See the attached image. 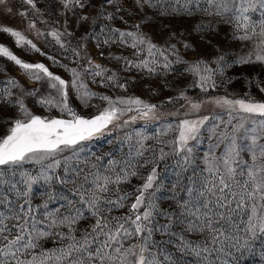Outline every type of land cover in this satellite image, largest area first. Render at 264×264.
<instances>
[{
	"label": "snow or ice",
	"instance_id": "1",
	"mask_svg": "<svg viewBox=\"0 0 264 264\" xmlns=\"http://www.w3.org/2000/svg\"><path fill=\"white\" fill-rule=\"evenodd\" d=\"M62 13H71L77 26L98 20L113 21L122 8L118 0H58ZM9 0H0V6L13 14ZM28 6L18 14L28 17L29 11L40 14L36 0H22ZM140 20L121 29L105 24L96 31L86 30L78 47L71 49L75 58L86 60L83 73L93 77V82L126 89L116 72L94 63L86 54L87 41L96 40V48L118 46L133 50V59L126 56H110L123 62V70L146 71L148 75L180 72L197 78L198 86L206 91L215 87L214 72H222L225 54L219 52L212 60L216 68L202 57L187 62L180 55V45L185 50L196 51L190 42L195 35L207 45L219 34V25L231 29L232 38L251 44L247 56L234 63L264 62V0H134ZM114 12L108 11V7ZM95 9V15L85 11ZM131 15V13H129ZM128 24L123 16L118 17ZM195 21L190 30L174 31L169 24L162 25V43L154 42L144 27L156 20ZM67 20L60 29H53L52 36L60 48H65L64 36H72L67 30ZM36 27L34 21L28 29ZM0 32L15 37L17 45H31V40L12 27H0ZM38 35L45 33L37 32ZM85 57H81V52ZM146 53V56L144 55ZM43 54V53H42ZM104 56V52H100ZM0 56L6 57L24 71L28 79L40 87L26 88L15 78L0 89V264H176L171 253L163 247L175 239L176 249L194 258L195 264H229L222 256L231 257L234 249L241 252L251 248L252 241L264 236V101L250 98H211L210 103L220 108L223 115L197 116L180 119L175 125L168 124L155 137L142 135L130 144L125 156L117 159L111 154L94 153L81 157L83 142L102 135L109 125L119 121L125 112L135 110L142 119L159 120L157 105L136 98H99L108 102L91 118L80 115L69 104V95L76 96L85 105L96 96L82 80L77 68H70L72 79L66 80L50 70L44 63H29L18 58L8 47L0 44ZM173 59H170L169 57ZM143 57V58H141ZM55 61L54 57H47ZM183 65V70L173 65ZM66 67V65H61ZM162 70V73H161ZM110 73V74H107ZM95 77H101L96 81ZM264 92V87H260ZM188 111L185 116L198 113L203 101H192L184 92L179 93ZM34 105L55 109L60 116H43L32 111L26 100ZM170 101L172 98H169ZM66 117V118H65ZM136 117L130 118L134 122ZM130 121H124L128 124ZM122 126V125H117ZM204 130L209 148L202 157L204 168L199 187H188L187 198L178 197L177 185L169 198L172 207L160 206L157 193L161 182L157 161L165 156L178 157L179 176L189 168L196 172L194 146L199 143ZM173 133L171 140L162 137ZM154 139L160 155L148 159L146 152H154L145 141ZM220 149L219 155L216 150ZM248 157V159H245ZM29 166H38L30 170ZM151 166L142 174L141 169ZM57 170H62L60 174ZM133 178L141 182L133 185ZM43 182L48 186L39 203L34 202V186ZM53 184L70 185V195H55ZM131 188V191L128 189ZM53 201H61L50 208ZM157 236L168 237L158 240ZM45 241H55V247H46ZM226 249H229L226 251Z\"/></svg>",
	"mask_w": 264,
	"mask_h": 264
},
{
	"label": "rangeland",
	"instance_id": "2",
	"mask_svg": "<svg viewBox=\"0 0 264 264\" xmlns=\"http://www.w3.org/2000/svg\"><path fill=\"white\" fill-rule=\"evenodd\" d=\"M37 7L40 9V14H33L29 11L28 17L19 16L18 12L25 10L28 6L22 3V0H9L8 6L13 8V14L7 13L2 6H0V27L8 26L15 30L21 31L25 37L36 44L40 52H36L31 48V45H17L15 37L10 36L7 33L0 32V44L8 47L13 54L18 58L29 63H44L50 68L51 71L60 75L66 80H71L72 73L68 71L70 68H77L82 74V80L88 85V89L95 92L97 95L92 97L89 101L90 106H85L75 94V90H72L69 95V104L76 112L86 118L102 111L105 107H108V102L101 100L99 97L106 95L111 97L114 101L117 97L136 98L139 97L143 101L149 104L157 105V114L160 117L156 119H142L138 112L134 110L131 112H125L119 121H115L112 125L104 131L102 135L93 138L91 141L83 142V150L80 152V156L87 157L91 154L96 156H104L105 161L109 158L108 155L119 159L125 156L129 149L130 144L124 142L126 135H132L133 142L138 139L136 133L139 132L142 135L155 137L157 132L163 129L168 124H177L180 119L188 118L194 119L197 116H214L223 115L224 119H227L226 114L218 108L215 104L210 103L211 98L227 97L229 99L250 98L256 101H264V92L260 91V87H264V62H256L253 56V62L249 64H237L234 63L239 57L247 56L251 50V44L248 42L238 41L232 38L231 29L226 25H219V34L213 36L211 45H207L200 41L195 35L191 36L190 42L195 44L196 51L185 50L180 45V55L183 56L187 62L193 61L197 56L207 60L209 64L216 68V65L212 63L213 58L219 54V52L225 54V63L221 65L222 72H214L213 79L215 81V87H208L206 91L202 90L198 86V81L195 76L190 73L181 74L180 72H169L163 74L162 70L159 75H148L146 71H137L135 69L131 71L123 70V62H118L111 59L110 56H126L129 59H133L130 48H121L118 46H102L100 49L96 48V40L89 39L87 41L86 54L88 57L103 67L110 69L112 72H116L120 77V83H127L126 89L111 87L109 85L93 82V77L83 73L82 65L86 64L85 59L75 58L71 49L78 47V42L82 36L86 35V30L96 31L97 36H102L100 29L105 24L112 27H119L121 29L128 28L129 25L134 24L140 20V16L136 14L137 9L134 5V0H118L122 11L115 13L114 9L110 6L108 11L114 12L117 19L113 21L98 20L96 25L91 23L87 25L77 26L75 17L71 13L63 14L62 7L58 0H36ZM93 4H98L99 0H92ZM85 11L95 15L94 8H88ZM131 13V15H129ZM123 16L124 20L128 21V24H124L118 17ZM67 20V30L72 32V36H64L65 48H60L55 43L52 36L48 35L53 29H60L63 31V25ZM34 21L36 27L32 30L28 29V23ZM195 21L184 20H156L146 27L144 31L148 32L154 42L162 43L166 38L161 35L162 25L169 24L174 31H184L187 33L190 30L191 24ZM45 33V35H38L37 32ZM104 52V56L100 55V52ZM43 53V54H42ZM85 52H81V57H85ZM146 56V53L144 54ZM54 57L55 61L49 60L47 57ZM143 58V57H141ZM170 59H173L171 56ZM61 65H66L62 67ZM174 68L183 70V65L174 64ZM110 74V73H107ZM15 78L20 84L26 88L40 87L44 94H47L46 90L40 84L34 82L26 76L24 71L15 65L14 62L9 61L6 57L0 56V89L7 86V81ZM101 77H95L96 81H100ZM184 92L185 95L192 101H203L200 111L198 113L185 116V112L188 111L187 104L183 99H179V93ZM169 98H172L171 101ZM29 108L38 115L43 116H60L61 114L53 109L49 111L46 108H41L39 105H34L31 99L26 100ZM135 116L134 122L130 121V118ZM66 118V117H65ZM124 121H130L128 124H123ZM122 125V126H117ZM3 132V128L0 127V133ZM173 133H169L167 136L162 137L164 140H171ZM194 146V154L196 156V172L193 173V169L189 168L186 172H183L178 179V173L180 169L177 161L178 157L174 155L165 156L163 160L157 161V170L160 177L161 188L157 193L159 197L160 206L164 209L172 207V201L169 199L173 194V185H177L176 193L178 197L187 198L188 193L185 191L188 187H199L198 181L201 179V169L204 168L202 157L209 148V140L207 134L202 130L200 136V142H190ZM145 145H152L155 149L154 152H146L145 156L148 159H155L160 155L159 148L164 147L165 152H169L170 148L163 144H157L154 139L145 141ZM220 149L216 150V154L219 155ZM248 159V157H245ZM30 170H38V166H29ZM60 174H63L62 170H57ZM151 171V166L146 170L141 169L142 174H147ZM141 181L138 178H133L132 184L138 185ZM70 185L53 184L51 191L59 195H70L68 189ZM131 191V188L128 189ZM49 191L48 186L43 182L34 186L33 198L34 202L39 203L44 194ZM61 201H53L49 205L50 208L56 207ZM158 240H167L168 237L157 236ZM46 247H55V241H45ZM175 239L171 244L165 243L163 247L168 253H171L173 260L176 264H195V260L192 256L179 252L175 247ZM229 249H226L228 251ZM233 255L231 257L222 256L221 259L229 260V264H264V236H260L252 241L251 248L236 252L231 249Z\"/></svg>",
	"mask_w": 264,
	"mask_h": 264
}]
</instances>
